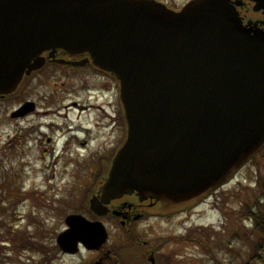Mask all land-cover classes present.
Returning a JSON list of instances; mask_svg holds the SVG:
<instances>
[{
    "label": "water",
    "instance_id": "obj_1",
    "mask_svg": "<svg viewBox=\"0 0 264 264\" xmlns=\"http://www.w3.org/2000/svg\"><path fill=\"white\" fill-rule=\"evenodd\" d=\"M248 2L264 8V0H191L180 11L157 0H0V94L41 66L43 52L88 53L74 64L117 78L127 124L91 209L104 215L124 195L160 212L194 206L264 144V32L242 24ZM66 222L57 238L65 252L106 242L101 222Z\"/></svg>",
    "mask_w": 264,
    "mask_h": 264
},
{
    "label": "rangeland",
    "instance_id": "obj_2",
    "mask_svg": "<svg viewBox=\"0 0 264 264\" xmlns=\"http://www.w3.org/2000/svg\"><path fill=\"white\" fill-rule=\"evenodd\" d=\"M161 1L171 8L179 9L189 0ZM50 82L53 86L67 87L65 91L68 92H64L63 95L68 99L63 101L64 104L69 100H76L79 104H91V107L82 111L62 108L60 109L62 114H57L54 109H58L60 105L48 104L45 107H49L52 113L46 117L29 116L25 120L11 121L10 112L19 101L15 99L0 101V229L2 224H11L14 229L28 231L37 237V241L54 248L57 235L66 228L65 217L71 213L83 214L85 211L82 204H85L88 192L97 182L103 160L98 157L89 158L80 148L78 151L75 148L76 140L69 149H64L68 153H66L68 156H65V153L62 154L63 149L59 141L64 132H67V137L71 134L81 139L95 137L97 132L93 121L97 118V106L105 98L104 87L116 88L113 98L118 96V89L116 81L112 78H101L81 71H67L66 74H62L57 69L52 72ZM13 97L16 98L15 95L11 98ZM52 102L56 100L53 99ZM66 114L68 118L64 119ZM80 124L88 126L93 131L81 134L80 131H76L77 125ZM34 129L39 131L36 135L41 142L34 140ZM87 134H90V137ZM116 135H118L117 131ZM48 137L52 139L51 142L42 141ZM37 144H42L43 148L49 151H43L42 147L39 150ZM51 145L56 147L55 153L50 151ZM263 184L264 148L240 170L230 184L219 189L192 211L187 210L169 219L140 222L137 230L140 235L143 234L144 239H168L181 236L192 227L214 226L213 229L220 234L215 239V256H208V253H204L201 249L203 255L200 249L187 247L182 249L183 253L177 261L181 264H244L249 258V245H255L256 233H253L250 221L244 224L237 213L243 211L246 204H252L255 195H260V187ZM27 192L37 194V197L44 193L43 197L46 200L36 202L26 196ZM229 192L236 193L237 196L230 197ZM220 193L225 194L222 199L221 196L219 197ZM23 196L25 198L21 201ZM222 211L228 213L226 218ZM106 226L110 239L108 246L114 244L113 240L120 239L127 242L122 228L116 221L106 220ZM239 230L242 231L244 240L239 243H227L232 234ZM1 244L3 241L0 240ZM175 247L170 241L161 253L172 252ZM210 249H213L212 242ZM177 250L179 251V248ZM7 253H9L7 258H0V264H19V262L23 264L32 261L38 263L42 260V255L32 250L16 252L19 255L8 251ZM57 253L56 259L51 264H91L89 260L93 261L95 256L88 251L72 256L64 255L59 250ZM253 264H264V259L254 261Z\"/></svg>",
    "mask_w": 264,
    "mask_h": 264
},
{
    "label": "flooded vegetation",
    "instance_id": "obj_3",
    "mask_svg": "<svg viewBox=\"0 0 264 264\" xmlns=\"http://www.w3.org/2000/svg\"><path fill=\"white\" fill-rule=\"evenodd\" d=\"M260 20H264L263 15H257ZM264 28V24L261 26ZM49 52H45L42 54V57L45 58L44 65L31 72V74L26 75L19 84L18 88L11 94L8 95H0V101H9L11 99H15L18 102V105L13 108L10 114L18 110L23 104L29 102L31 104V110L25 112L23 116L19 117H11L10 120H25L29 116L33 117H46V115H50L52 113L49 107H45V105L49 106L51 104H59L58 109H54L55 113L62 114L59 110L64 107H67V104L70 103V106H78L80 110L87 109L91 106L79 104L76 100H69L67 103L64 104V100H67L68 97L64 96V92L67 89L66 86H53L52 82H50L51 74L55 70H59L60 73L66 74L67 71H81L91 75H98L101 78H109L105 74L99 73L91 67L89 70H85L84 68H74L71 66H66L64 64H59L58 62H54L57 58L63 57L64 59H76L74 56L70 57L66 53L59 51L56 54L55 60L49 58ZM116 88L111 87H104L103 96L105 97L102 103L97 106L98 114L97 118L93 121L96 126L97 135L92 138L86 139H77L75 134L69 135L66 140L63 142L62 146H64L65 150L69 149V146L74 143L75 145L86 152V155L89 158H101L104 159L103 162L109 165L111 159L116 155L117 150L123 144L125 140V133L126 127L124 118L122 115V109L119 104V98L116 96L115 98L112 97ZM117 92V91H116ZM15 94L16 98L13 97ZM29 94V96H28ZM55 99L56 102H52ZM64 119L68 118L66 114ZM91 123V124H93ZM78 129L76 131H80L81 134L83 133H90L93 130L88 126H84L81 124L77 126ZM74 129V128H73ZM75 130V129H74ZM116 131L118 135H116ZM34 132V140L36 142H41V139L38 138L36 135L37 129L33 130ZM39 134V133H38ZM32 135V134H31ZM66 135V132L63 133ZM90 137V134H87ZM49 141L51 142V138L48 137L42 141ZM78 144V145H77ZM94 144V145H93ZM40 150L41 147L43 151L48 152L43 148L42 144L36 145ZM51 152H55V146L51 145ZM93 147V148H92ZM7 148V146H5ZM104 171L105 168L103 167ZM105 178V175L102 179ZM100 184H98L99 186ZM93 188L90 189L88 193H91V196L97 194V189L92 191ZM92 191V192H91ZM88 200V202H87ZM89 200L88 196L86 198V203L84 206L85 213L87 214L88 218L93 221H103L112 219L116 221L120 227L122 228V232L124 233V238L127 240H116L115 243L118 245H105L101 248L90 251L91 253L95 254L93 261L89 260L91 264H151V260L158 259L161 260V264H163V253H161V244L159 242H152V239H144L142 235L139 234L137 230V225L140 222L148 221V220H156L160 217L153 216L156 212L154 207L149 206V202L142 203L138 201L136 198L132 196H122L117 199L111 200L107 206V213L104 215H98L90 210L89 207ZM144 239V240H142ZM149 242V244H148ZM122 245V246H121ZM84 249V248H83ZM161 253V254H159ZM159 254V255H158Z\"/></svg>",
    "mask_w": 264,
    "mask_h": 264
},
{
    "label": "trees",
    "instance_id": "obj_4",
    "mask_svg": "<svg viewBox=\"0 0 264 264\" xmlns=\"http://www.w3.org/2000/svg\"><path fill=\"white\" fill-rule=\"evenodd\" d=\"M223 195L220 193L219 197L221 196V199L223 198ZM230 197L236 195L229 192ZM46 200L43 196H39L37 198V202ZM222 202V200H221ZM220 202V204H221ZM218 208V206H217ZM222 214L224 218H226L228 213L226 211H222ZM237 215L241 218V221L247 222L250 221V224L252 225V231L253 233H256L254 235L255 239V245L251 246L249 245V258L245 261L244 264H253V262L257 260H263L264 259V184L260 187V195H255V200L252 202L251 205L246 204L243 207V211L238 212ZM3 221V220H2ZM212 227V228H211ZM210 228H189L185 234L177 237H169L168 239H164V242L167 243L168 241H172L174 245L176 246L172 252L168 254H164L163 258V264H181L177 261V258L179 259V256L182 255V249L187 247H194L198 249H202L204 253H208V256H215L214 250H215V239L220 234L218 231H216L214 226H211ZM203 237L205 239H203ZM0 240L3 241V244L0 245V258L8 256L9 253H14L15 255H19L20 251L25 250H32L35 252H38L39 255H42V260L38 263L30 262V263H23V264H51L52 261H54L57 257V251H55L54 248L57 249V246H54V248L50 246H46L44 243H41V241H37V237H35L33 234L29 233L25 230H16L14 229L13 225H8L5 223L2 224L0 229ZM244 238L242 236V231L239 230L238 232H234L232 236L228 239L227 243L233 242V243H239L243 241ZM211 242L213 243V249H210ZM227 245V244H226ZM50 247V248H48ZM179 248V251L177 250ZM201 250V252H202ZM56 252V253H55ZM202 254L204 255V253ZM54 255V256H53ZM51 257V258H50ZM5 258V259H6ZM215 258V257H214ZM5 262V260L3 261ZM2 262V263H3ZM19 264H21L19 262Z\"/></svg>",
    "mask_w": 264,
    "mask_h": 264
},
{
    "label": "bare ground",
    "instance_id": "obj_5",
    "mask_svg": "<svg viewBox=\"0 0 264 264\" xmlns=\"http://www.w3.org/2000/svg\"><path fill=\"white\" fill-rule=\"evenodd\" d=\"M93 109H96V108H93Z\"/></svg>",
    "mask_w": 264,
    "mask_h": 264
}]
</instances>
